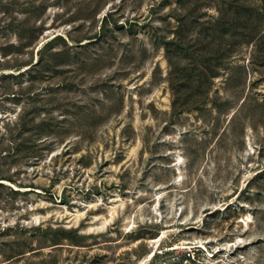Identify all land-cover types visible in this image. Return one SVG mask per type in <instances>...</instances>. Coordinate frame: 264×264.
I'll use <instances>...</instances> for the list:
<instances>
[{
    "label": "rangeland",
    "instance_id": "obj_1",
    "mask_svg": "<svg viewBox=\"0 0 264 264\" xmlns=\"http://www.w3.org/2000/svg\"><path fill=\"white\" fill-rule=\"evenodd\" d=\"M2 25L0 264H264V0H0Z\"/></svg>",
    "mask_w": 264,
    "mask_h": 264
},
{
    "label": "trees",
    "instance_id": "obj_2",
    "mask_svg": "<svg viewBox=\"0 0 264 264\" xmlns=\"http://www.w3.org/2000/svg\"><path fill=\"white\" fill-rule=\"evenodd\" d=\"M106 19V18H105ZM104 19V21H105ZM8 26V25H7ZM5 25H2L0 26V29L4 28V27H7ZM5 29V28H4ZM23 30H26V31H30L31 34L29 35V37L27 38V43H32L36 37V35L34 34V32L36 31V29L33 27V28H30L28 27L23 29ZM62 38V36L60 35H56L55 37L51 38L50 40H48L47 42H45V44L43 45V47L39 50V52L41 53V58L34 64H32L30 66V68L34 67V66H38L39 64H43V66H48L49 63L52 62V60H58V59H61L62 57V54L64 51H61V52H55L52 57L50 56V58L48 57L47 60H45V58L43 57V54L46 50L54 47V43L58 41V39ZM174 45V46H173ZM166 47H167V53H168V57L170 58V61L172 63H174V57L180 55V51L179 49L177 48V45L174 41H168L167 44H166ZM13 48H17V46L15 44H8L6 46H4V51H5V54L9 53L10 50H12ZM65 53V52H64ZM43 57V58H42ZM32 61H29L27 64H31ZM46 69V68H45ZM41 127L39 128L40 132L42 130H46L47 128V125L48 123L46 121L42 122L39 124ZM36 125H32L31 124V127L28 129V130H31L32 127L35 128ZM50 131V130H49ZM49 133V132H48ZM39 144L37 145V142H31L30 146H27V153L24 155L25 158H32L34 156H38L40 155V148L38 147ZM20 150V148L18 149Z\"/></svg>",
    "mask_w": 264,
    "mask_h": 264
}]
</instances>
